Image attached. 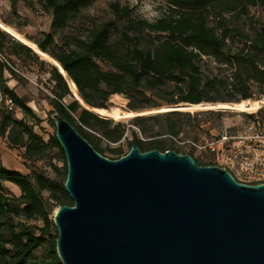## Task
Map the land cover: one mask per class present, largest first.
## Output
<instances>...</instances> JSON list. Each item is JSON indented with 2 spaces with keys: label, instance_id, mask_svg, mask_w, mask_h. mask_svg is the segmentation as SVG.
Wrapping results in <instances>:
<instances>
[{
  "label": "trees",
  "instance_id": "trees-1",
  "mask_svg": "<svg viewBox=\"0 0 264 264\" xmlns=\"http://www.w3.org/2000/svg\"><path fill=\"white\" fill-rule=\"evenodd\" d=\"M36 1L51 16L52 31L27 40L56 61L67 77L52 62L40 59L33 49L0 28V138L10 148L23 149L26 161L46 159L56 150L63 166L51 164V178L43 173L28 176L0 162V264H62L56 251L58 232L53 215L58 207L73 205L65 189V153L55 131L48 140L36 132L40 118L29 101L8 86L7 72L17 83L23 79L4 56L5 50L16 57H32L40 67H49L54 83L49 122L55 126L50 116L57 112L98 153L110 159H119L138 146L142 152L175 150L192 155L198 165H216L199 162L191 151L183 153L176 148L173 139L184 133L178 123L184 115L180 111L133 117L139 132L131 131L133 139L124 151L119 142L125 136V126L98 116L76 99L65 103V98L71 96L68 81L75 84L88 107L109 109L111 97L122 95L128 100V110L136 113L180 103L214 105L258 100L255 89L262 90L264 97V22L251 15L252 8L264 11V0H167L166 14L152 23L135 15L130 5L114 1L109 4L114 21L91 24L85 36L75 41L74 48L59 45L55 33L97 0ZM12 14L19 18L16 0H12ZM0 23L19 28L7 20L0 19ZM205 59H212L214 72H205ZM102 63L110 69H103ZM6 98L13 101V112L6 109ZM222 114L220 110H206L196 116ZM247 116L253 118L255 114ZM162 119L165 125L157 127ZM103 141L106 147H102ZM116 143L119 145L110 146ZM4 183L18 188L19 196L8 194ZM31 220H39L42 226L25 222Z\"/></svg>",
  "mask_w": 264,
  "mask_h": 264
},
{
  "label": "water",
  "instance_id": "water-1",
  "mask_svg": "<svg viewBox=\"0 0 264 264\" xmlns=\"http://www.w3.org/2000/svg\"><path fill=\"white\" fill-rule=\"evenodd\" d=\"M50 117L73 200L53 215L62 264H264V182L241 183L175 150L133 146L110 159L60 114Z\"/></svg>",
  "mask_w": 264,
  "mask_h": 264
},
{
  "label": "rangeland",
  "instance_id": "rangeland-1",
  "mask_svg": "<svg viewBox=\"0 0 264 264\" xmlns=\"http://www.w3.org/2000/svg\"><path fill=\"white\" fill-rule=\"evenodd\" d=\"M114 1H119L121 4H128L134 9V14L145 18L147 14V8L150 6L151 10L159 13V17L163 16L167 12V0H97L69 23V25L62 31L55 33V39L59 45L66 46L67 44L74 48L75 41L78 38H83L86 34L87 28L93 23L100 22H113V17L109 11V4ZM17 12L19 18L12 14V0H0V19L10 21L17 26L18 31L26 40L36 39L40 36L41 32H51L52 18L48 13H45L40 8L39 3L36 0H16ZM144 10L143 12L141 10ZM251 15L255 19H261L264 22V11L259 8H252ZM158 18H155L158 19ZM248 29L249 26H246ZM4 56H6L8 62L16 70V73L23 79L15 87L16 92L26 98L29 101V106L34 110L36 115L40 118L41 123L35 127V130L45 140H48L55 131V126L49 122V111L53 108L49 105V98L53 97L52 89L54 83L50 79L49 67L46 65L40 67L39 63L32 57L21 55L19 57L10 55L5 50ZM40 59H44L50 63L51 60L46 57L39 56ZM103 69H110L109 65L101 64ZM215 64L212 59L204 60V68L206 73L214 72ZM7 77L12 79L9 73H6ZM71 96L65 98V103H69L75 100L77 97L75 92L71 89ZM264 90V89H263ZM78 94V91H76ZM262 90L255 89V95L259 97L261 102L260 106L256 110L252 111H239L226 108H212L214 110H220L223 112L222 116H200L197 112L206 111L210 109L209 106L213 104L203 103L202 108L193 109L190 108V104L180 103L175 106L163 105L160 107L146 110L136 115H154L158 113H165L170 111H180L184 115L179 117L178 123L184 128V133L179 137L173 139L176 148L181 152H192L194 157L199 162H212L219 166L227 168L228 163L231 160H236L239 163H244V167L247 168L249 174H243V177L239 175L241 179H248L245 177H255L264 181V97H261ZM225 96H228L227 93ZM128 100L122 95H114L109 101V109L117 108L121 112H130L127 108ZM222 104V103H218ZM217 105V104H214ZM233 105V104H229ZM84 107L83 105H81ZM136 113V112H135ZM255 114L253 118H249L247 114ZM188 114V115H187ZM19 116V115H18ZM110 119L114 124L121 123L125 126V136L119 142L123 145L124 151L127 150V142L133 139L131 133L132 130L137 132L138 128L133 125V117ZM166 120L162 119L156 123L157 127L165 125ZM227 132L231 135H238L244 137L247 135H253L260 133L263 136L262 142L257 143L259 164H251L253 161L251 158L245 164L243 160V153L246 150L247 142L239 138L236 141L235 148H233V154L236 153L237 157L231 158L227 151L225 154L217 156L211 152L207 145L220 134ZM139 134V133H138ZM140 136V134H139ZM167 137V136H164ZM119 143L111 144V147H116ZM107 143L102 142V147H106ZM56 150H52L46 159H39L35 161H26L24 158V150L20 148H10L5 139L0 138V162L4 166L18 170L23 174L32 176L35 173H43L48 177L54 178V172L51 168V164H55L58 167L63 166V162L56 158ZM108 157L110 153H106ZM253 169V172L251 170ZM232 173L237 177V173L232 170ZM248 182V181H247ZM5 189L8 194L19 196L20 191L18 188L10 183H4ZM27 224L42 226L39 220L25 221ZM41 253V252H40ZM39 253V254H40Z\"/></svg>",
  "mask_w": 264,
  "mask_h": 264
},
{
  "label": "built area",
  "instance_id": "built-area-1",
  "mask_svg": "<svg viewBox=\"0 0 264 264\" xmlns=\"http://www.w3.org/2000/svg\"><path fill=\"white\" fill-rule=\"evenodd\" d=\"M3 99L0 97V102H2ZM4 104L6 106V109L9 112H13L14 111V103L11 99H4ZM241 138L243 140H245V142H247L246 145V150L245 152L242 154L243 155V160L245 162V164L247 163V161L251 158L253 161H251V164H259V158H258V147H257V143L262 142L263 136L260 133H256L253 135H247L244 137H239L238 135H231L227 132H224L222 134H220L216 139L212 140L207 147L209 148V150L213 153H215L217 156L219 155H224L225 151L228 152V154L231 156V158L233 157H237L236 153L233 154V148H235V144L236 141ZM244 163H239L236 160H231L230 164L228 163L227 169L232 173V170H234L237 173V177H235V179L241 183H245V184H256V183H261L264 182L263 180L259 179V178H255L253 176L251 177H245L248 179H241L239 177L242 176L243 174H247V168H245ZM246 170V171H245ZM251 172H253V169L251 170ZM249 174H247L246 176H248ZM250 176V175H249ZM248 181V182H247Z\"/></svg>",
  "mask_w": 264,
  "mask_h": 264
},
{
  "label": "bare ground",
  "instance_id": "bare-ground-1",
  "mask_svg": "<svg viewBox=\"0 0 264 264\" xmlns=\"http://www.w3.org/2000/svg\"><path fill=\"white\" fill-rule=\"evenodd\" d=\"M6 29L8 32H10L12 34V36H14L15 39L20 40L21 42H24V44H26L30 48L34 49L35 51H37L35 45L32 42L26 40L18 31H16L15 29H13L11 27H6ZM39 53L43 57L49 58V60L52 61V59L47 54H44L41 52H39ZM64 75L67 77L66 73H64ZM68 83H69V86L71 87V89L75 92L76 97L80 100V102H82L79 95L76 93L77 88H76L75 84L72 81H68ZM260 103L261 102L256 101V100H247V101H242V102H239V103L233 104V105L217 104V105H212L209 107L210 108H226V109L239 110V111H252V110H256L260 106ZM88 108L100 117L115 118V119L133 117L136 114H143V113H135V112H121L117 108H110V109H99V108H91V107H88ZM190 108H193V109L202 108V104L191 105Z\"/></svg>",
  "mask_w": 264,
  "mask_h": 264
},
{
  "label": "clouds",
  "instance_id": "clouds-1",
  "mask_svg": "<svg viewBox=\"0 0 264 264\" xmlns=\"http://www.w3.org/2000/svg\"><path fill=\"white\" fill-rule=\"evenodd\" d=\"M147 8V14L145 15V19L149 21V23L155 22V18L159 17V13L151 10L150 6H145ZM144 11L143 9L141 10Z\"/></svg>",
  "mask_w": 264,
  "mask_h": 264
},
{
  "label": "crops",
  "instance_id": "crops-1",
  "mask_svg": "<svg viewBox=\"0 0 264 264\" xmlns=\"http://www.w3.org/2000/svg\"><path fill=\"white\" fill-rule=\"evenodd\" d=\"M7 79H8V82H7V84H8V86L10 87V88H15L16 86H17V81L16 80H14V79H10V78H8L7 77ZM16 90V89H15Z\"/></svg>",
  "mask_w": 264,
  "mask_h": 264
}]
</instances>
